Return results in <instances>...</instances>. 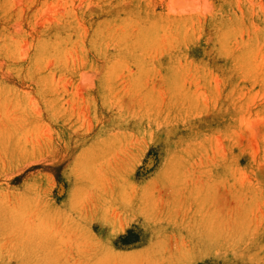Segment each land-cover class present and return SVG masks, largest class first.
I'll return each mask as SVG.
<instances>
[{
  "label": "rangeland",
  "instance_id": "obj_1",
  "mask_svg": "<svg viewBox=\"0 0 264 264\" xmlns=\"http://www.w3.org/2000/svg\"><path fill=\"white\" fill-rule=\"evenodd\" d=\"M0 264H264V0H0Z\"/></svg>",
  "mask_w": 264,
  "mask_h": 264
},
{
  "label": "bare ground",
  "instance_id": "obj_2",
  "mask_svg": "<svg viewBox=\"0 0 264 264\" xmlns=\"http://www.w3.org/2000/svg\"><path fill=\"white\" fill-rule=\"evenodd\" d=\"M100 154V153H99ZM110 187V186H109ZM139 199V198H138Z\"/></svg>",
  "mask_w": 264,
  "mask_h": 264
}]
</instances>
